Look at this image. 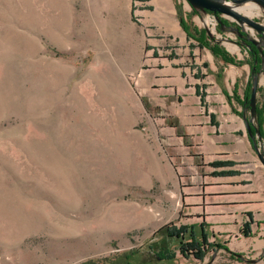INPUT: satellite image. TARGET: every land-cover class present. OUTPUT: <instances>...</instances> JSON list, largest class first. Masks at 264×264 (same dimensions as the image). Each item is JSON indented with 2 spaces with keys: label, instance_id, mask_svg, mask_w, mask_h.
I'll return each instance as SVG.
<instances>
[{
  "label": "rangeland",
  "instance_id": "1",
  "mask_svg": "<svg viewBox=\"0 0 264 264\" xmlns=\"http://www.w3.org/2000/svg\"><path fill=\"white\" fill-rule=\"evenodd\" d=\"M69 10L68 0H0V264H188L187 246L177 256L157 249L172 186L134 80L85 40V16ZM187 19L241 61L228 64L248 73L243 113L255 124L249 100L256 81L264 106V62L253 75L248 52L252 44L264 58V33L224 15ZM261 246L191 255L264 264Z\"/></svg>",
  "mask_w": 264,
  "mask_h": 264
},
{
  "label": "crops",
  "instance_id": "2",
  "mask_svg": "<svg viewBox=\"0 0 264 264\" xmlns=\"http://www.w3.org/2000/svg\"><path fill=\"white\" fill-rule=\"evenodd\" d=\"M68 1L69 12L85 16V40L124 65L148 113L150 142L166 166L173 199L171 224L166 236L158 234L157 249L177 256L187 246L183 261L197 264L191 251L216 248L229 255L264 247V166L258 158L264 137L246 126L251 118L243 113L241 81L248 73L214 56L210 48L217 43L188 23L187 14L200 12L185 0Z\"/></svg>",
  "mask_w": 264,
  "mask_h": 264
},
{
  "label": "water",
  "instance_id": "3",
  "mask_svg": "<svg viewBox=\"0 0 264 264\" xmlns=\"http://www.w3.org/2000/svg\"><path fill=\"white\" fill-rule=\"evenodd\" d=\"M187 4L192 8L195 9L199 12L214 15L215 18H218V16H228L232 18L236 23H241V24H246L249 27L255 29L259 34L264 33V26L260 25L257 21H255L252 18H247L246 16L238 13L235 11V7L237 5L244 4L249 1H253L257 4L263 5L264 6V0H231V3L235 4V6H232L227 2V0H185ZM230 5V6H228ZM223 26V24L221 23ZM239 31V30H238ZM250 47V46H249ZM261 53V59L262 63L264 62L263 54ZM254 75V73H253ZM257 87L258 83L256 81H253L252 84V91H251V97L249 100V108L251 111V117H254V114L256 116V102H255V96L257 93ZM252 122V118L249 122H246V126L248 129V132L251 133V127L250 123ZM255 134L257 135L258 139H261V136L259 135V132L255 130ZM257 149L258 146L256 145ZM259 154L258 158L261 161V163L264 166V151L261 143L259 144Z\"/></svg>",
  "mask_w": 264,
  "mask_h": 264
},
{
  "label": "trees",
  "instance_id": "4",
  "mask_svg": "<svg viewBox=\"0 0 264 264\" xmlns=\"http://www.w3.org/2000/svg\"><path fill=\"white\" fill-rule=\"evenodd\" d=\"M180 23H181L182 27L185 28L182 19H180ZM206 47H207V45H206ZM210 49H211L212 53L214 54V56L220 57L226 63H231L234 65H238L241 63V61H237L235 58L231 57L224 48L220 47L217 44L213 45ZM248 54L250 56L251 61L253 62L252 63L253 73H255V72L257 73L259 70V63H260L259 54H258L257 50H255L253 47L249 48ZM255 60H256V64L254 63ZM263 115H264V106L259 107L257 105L256 106V120H257L256 130L259 132V135L262 138L264 137V131H263L264 118H263ZM234 256H237V255H234Z\"/></svg>",
  "mask_w": 264,
  "mask_h": 264
},
{
  "label": "bare ground",
  "instance_id": "5",
  "mask_svg": "<svg viewBox=\"0 0 264 264\" xmlns=\"http://www.w3.org/2000/svg\"><path fill=\"white\" fill-rule=\"evenodd\" d=\"M234 10L246 16L247 18H253L255 16L260 17L263 19V24H264V6L263 5L253 3V2H247L241 5H237Z\"/></svg>",
  "mask_w": 264,
  "mask_h": 264
},
{
  "label": "flooded vegetation",
  "instance_id": "6",
  "mask_svg": "<svg viewBox=\"0 0 264 264\" xmlns=\"http://www.w3.org/2000/svg\"><path fill=\"white\" fill-rule=\"evenodd\" d=\"M248 44V43H247ZM249 46L250 47H253V45L252 44H249ZM255 49V48H254ZM257 52H258V50H257ZM258 54H259V58H260V63H259V68L261 67V64H262V59H261V53L260 52H258ZM263 54V53H262ZM254 63L256 64V60L254 61ZM247 104V103H246ZM252 130V132H254V130L253 129H251Z\"/></svg>",
  "mask_w": 264,
  "mask_h": 264
}]
</instances>
